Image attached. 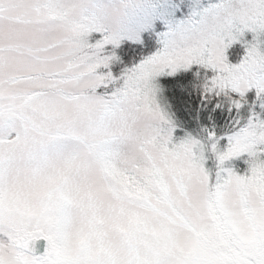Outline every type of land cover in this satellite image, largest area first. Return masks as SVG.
<instances>
[{
  "label": "snow or ice",
  "instance_id": "6c2138e0",
  "mask_svg": "<svg viewBox=\"0 0 264 264\" xmlns=\"http://www.w3.org/2000/svg\"><path fill=\"white\" fill-rule=\"evenodd\" d=\"M185 7L0 0V264H92L72 230L90 176L117 194L138 183L184 228L185 250L148 264H264V0H221L198 36L176 21ZM141 113L153 123L134 162L123 153ZM243 154L244 174L223 167Z\"/></svg>",
  "mask_w": 264,
  "mask_h": 264
},
{
  "label": "rangeland",
  "instance_id": "374dc122",
  "mask_svg": "<svg viewBox=\"0 0 264 264\" xmlns=\"http://www.w3.org/2000/svg\"><path fill=\"white\" fill-rule=\"evenodd\" d=\"M200 1L208 2L210 7L204 12L196 13ZM185 2L186 7L176 16V21L184 22L187 34L198 36L205 14L215 9L221 0H185ZM189 9H191L190 15L187 14ZM159 30L163 33L156 38L157 43L153 51L162 46V40L168 39L163 35L167 31L166 26L162 24ZM244 39L251 40V33H246ZM245 54L246 49L241 41L233 43L226 50L230 63H238ZM182 71L185 70L180 72ZM249 95L254 96V92ZM8 134L9 125L0 123V137ZM112 147L118 145L114 144ZM247 160V154H243L225 161L223 167L244 174L249 168ZM205 166L214 170V160L206 161ZM148 175L152 177L150 184H161L162 169L156 168ZM89 183L96 185L97 190L104 194V199L97 198L94 193L90 201L85 199L78 220L72 222V230L77 237V247L87 252L92 264H148L150 256L177 255L185 250L187 233L184 228L163 210L158 211L146 206L149 193L145 187L138 183L131 185L125 178L122 181L123 194H117L97 179H91ZM109 235L118 237V243L108 242L106 237Z\"/></svg>",
  "mask_w": 264,
  "mask_h": 264
},
{
  "label": "clouds",
  "instance_id": "9594fccd",
  "mask_svg": "<svg viewBox=\"0 0 264 264\" xmlns=\"http://www.w3.org/2000/svg\"><path fill=\"white\" fill-rule=\"evenodd\" d=\"M152 123H153L152 118L148 116L147 114L141 113L137 115L136 119L132 122V125H131L134 135L132 138H130L127 141L126 147L123 153L125 159L129 161H134V162H143L144 155L140 150L137 137L145 135L149 131V128ZM91 179H96V177L90 176L89 181ZM90 185H91V189L93 193L97 196V198L103 200L104 194L97 190V187L95 184H90ZM78 217H79V213H77L76 216L74 217L73 219L74 223L78 220ZM106 240L108 242H111L112 244L118 243V237L114 235H109L108 237H106Z\"/></svg>",
  "mask_w": 264,
  "mask_h": 264
},
{
  "label": "trees",
  "instance_id": "16d2710c",
  "mask_svg": "<svg viewBox=\"0 0 264 264\" xmlns=\"http://www.w3.org/2000/svg\"><path fill=\"white\" fill-rule=\"evenodd\" d=\"M199 3H200V7L199 6L196 7L197 8L196 13L197 12H199V13L200 12H204L207 9H209V7H210L209 6V3L206 2V1H200ZM190 13H191V9L188 10V13L187 14L190 15ZM162 33H163V31L162 30H159V32L157 34V38H159V35H161ZM154 41H155L154 42V45H155L157 43V39H155ZM195 71H196V69H195V67H193L192 70L182 71L178 75L192 78ZM163 79H167V78H162V80H161L162 82H163ZM224 115H225V120H227V115L226 114H224ZM244 115H247V111L246 110L244 111ZM221 123H223V122H221Z\"/></svg>",
  "mask_w": 264,
  "mask_h": 264
},
{
  "label": "water",
  "instance_id": "95a60500",
  "mask_svg": "<svg viewBox=\"0 0 264 264\" xmlns=\"http://www.w3.org/2000/svg\"><path fill=\"white\" fill-rule=\"evenodd\" d=\"M36 247H37L38 251H42L43 250V242H38Z\"/></svg>",
  "mask_w": 264,
  "mask_h": 264
}]
</instances>
